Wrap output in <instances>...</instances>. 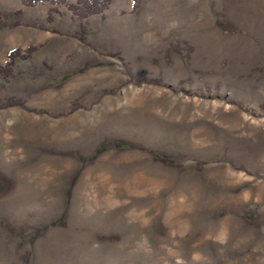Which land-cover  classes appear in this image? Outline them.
Returning <instances> with one entry per match:
<instances>
[{"label":"rangeland","instance_id":"1","mask_svg":"<svg viewBox=\"0 0 264 264\" xmlns=\"http://www.w3.org/2000/svg\"><path fill=\"white\" fill-rule=\"evenodd\" d=\"M77 3L0 0V264H264V0Z\"/></svg>","mask_w":264,"mask_h":264},{"label":"trees","instance_id":"2","mask_svg":"<svg viewBox=\"0 0 264 264\" xmlns=\"http://www.w3.org/2000/svg\"><path fill=\"white\" fill-rule=\"evenodd\" d=\"M37 2L41 0H24V2L30 3V2ZM53 1V0H51ZM57 2H66L67 0H55ZM78 3L74 5H69L70 9L77 14L79 17L86 16L91 13H99L103 11L109 2V0H77ZM52 11V10H51ZM31 47H27L26 51H31ZM17 51L15 48L11 49L7 53L8 61L5 63V65L0 66V74L3 75L5 78L10 73V66L12 63V58L14 55L17 54Z\"/></svg>","mask_w":264,"mask_h":264},{"label":"crops","instance_id":"3","mask_svg":"<svg viewBox=\"0 0 264 264\" xmlns=\"http://www.w3.org/2000/svg\"><path fill=\"white\" fill-rule=\"evenodd\" d=\"M16 85H18L17 83H15V85H14V83L12 84V88H14V89H16L17 87H16ZM9 87H10V85H8ZM15 93V91L13 90V94Z\"/></svg>","mask_w":264,"mask_h":264}]
</instances>
